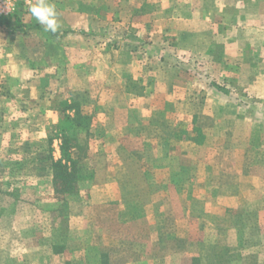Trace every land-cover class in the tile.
I'll return each instance as SVG.
<instances>
[{
  "label": "rangeland",
  "instance_id": "obj_1",
  "mask_svg": "<svg viewBox=\"0 0 264 264\" xmlns=\"http://www.w3.org/2000/svg\"><path fill=\"white\" fill-rule=\"evenodd\" d=\"M187 1L0 0V264H264L259 62L184 60Z\"/></svg>",
  "mask_w": 264,
  "mask_h": 264
},
{
  "label": "crops",
  "instance_id": "obj_2",
  "mask_svg": "<svg viewBox=\"0 0 264 264\" xmlns=\"http://www.w3.org/2000/svg\"><path fill=\"white\" fill-rule=\"evenodd\" d=\"M172 12H176V15L165 17L164 21L167 24L161 30L160 36L165 32L170 39L178 35H184V39L186 35L191 36L192 44L188 47L184 44V47L176 49L177 52L186 55L184 60L190 58L192 61L198 54L204 53L198 48V45L205 44L204 40L196 42L194 38L203 35L207 29L213 30L211 34L213 40L210 42L211 45L209 44L211 48L207 51L210 56L207 58L222 59L221 53H226V48H230V59H239V56L242 60L252 61L253 57V61L259 62L256 71L259 74L250 89L262 87L261 92L264 93V0H191L176 7ZM224 23H229L231 27L229 36H222L220 31H217ZM177 41L175 38V43ZM217 45L220 48L225 47V50L217 49ZM261 171L264 174L263 168Z\"/></svg>",
  "mask_w": 264,
  "mask_h": 264
},
{
  "label": "clouds",
  "instance_id": "obj_3",
  "mask_svg": "<svg viewBox=\"0 0 264 264\" xmlns=\"http://www.w3.org/2000/svg\"><path fill=\"white\" fill-rule=\"evenodd\" d=\"M29 12L43 26L44 31L55 34L60 29L58 12L52 0H33Z\"/></svg>",
  "mask_w": 264,
  "mask_h": 264
},
{
  "label": "trees",
  "instance_id": "obj_4",
  "mask_svg": "<svg viewBox=\"0 0 264 264\" xmlns=\"http://www.w3.org/2000/svg\"><path fill=\"white\" fill-rule=\"evenodd\" d=\"M64 169H65V166H63V164L60 162L55 164V167L53 168V172H54L53 184H54L55 190L60 189V188H58L59 183H62V184L64 183L65 187L68 186L69 178H67V176L65 175ZM57 175H58V177H57ZM61 189H63V188H61Z\"/></svg>",
  "mask_w": 264,
  "mask_h": 264
}]
</instances>
